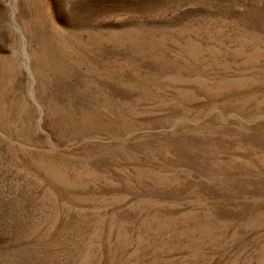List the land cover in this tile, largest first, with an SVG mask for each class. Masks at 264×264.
<instances>
[{"label":"rangeland","instance_id":"1","mask_svg":"<svg viewBox=\"0 0 264 264\" xmlns=\"http://www.w3.org/2000/svg\"><path fill=\"white\" fill-rule=\"evenodd\" d=\"M0 264H264V0H0Z\"/></svg>","mask_w":264,"mask_h":264}]
</instances>
